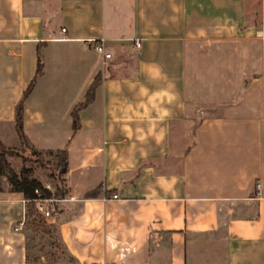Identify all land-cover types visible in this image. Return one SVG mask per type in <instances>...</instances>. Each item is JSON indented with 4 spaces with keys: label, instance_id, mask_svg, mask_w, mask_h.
Wrapping results in <instances>:
<instances>
[{
    "label": "crops",
    "instance_id": "1",
    "mask_svg": "<svg viewBox=\"0 0 264 264\" xmlns=\"http://www.w3.org/2000/svg\"><path fill=\"white\" fill-rule=\"evenodd\" d=\"M38 53L25 150L68 155L50 264H264V0H0L10 150ZM25 201L0 180V264H30Z\"/></svg>",
    "mask_w": 264,
    "mask_h": 264
},
{
    "label": "trees",
    "instance_id": "2",
    "mask_svg": "<svg viewBox=\"0 0 264 264\" xmlns=\"http://www.w3.org/2000/svg\"><path fill=\"white\" fill-rule=\"evenodd\" d=\"M42 70H43V61L38 53L35 77L28 85L27 89L25 90L22 96L21 101L18 103L15 109V125L21 142V149L28 148L22 131L23 104L26 98L28 97V95L30 94V92L32 91L36 78L42 74ZM96 85H97V81H94V83L92 84V86L90 87L87 93L85 102L83 104L76 106L71 113L74 131L78 130L79 128L77 113L81 108L87 106L92 102L93 93ZM29 150L32 152L33 155L36 156L45 155L47 157L52 158L54 163L53 164L54 169L56 171V175L54 174L53 175L55 176V179L59 181V186L55 188V192L45 190L43 188L44 185L42 184V182H40L33 176V170L31 168L22 167L19 172L14 171V169L9 164L7 157L10 156L11 153H17L18 150L7 149L2 145L1 142H0V180L2 178H6L11 188V192L21 194L23 198L27 201L34 200L36 198L34 191L37 189L42 192V196L44 198H55V199L64 198V196L67 194L64 184V176L66 175L68 169L67 151L60 150V151L39 152L34 149H29ZM89 196H95V193H92ZM32 214H34V216H38L34 210L32 211L31 208L28 209L27 220L29 219V217L32 216ZM36 223L37 222L33 220L29 225L34 227L36 226Z\"/></svg>",
    "mask_w": 264,
    "mask_h": 264
},
{
    "label": "rangeland",
    "instance_id": "3",
    "mask_svg": "<svg viewBox=\"0 0 264 264\" xmlns=\"http://www.w3.org/2000/svg\"><path fill=\"white\" fill-rule=\"evenodd\" d=\"M15 135L13 134L12 137V135L4 132L2 135L3 142L9 146L19 148L21 142ZM7 160H10V165L16 172H19L21 167H27L33 170V176H37L39 179L44 177L50 179L49 185L52 187V192H55V188L59 186V181L54 176L56 171L52 158L45 155H33L29 149H21L20 146L18 152L11 153ZM30 208L35 211L33 205L29 206ZM33 220L37 222L36 226L30 227L29 224ZM28 226L30 264H44L43 258L46 260V264H50L64 257L63 248L58 241L56 230L47 223L45 218L32 214L28 219Z\"/></svg>",
    "mask_w": 264,
    "mask_h": 264
},
{
    "label": "built area",
    "instance_id": "4",
    "mask_svg": "<svg viewBox=\"0 0 264 264\" xmlns=\"http://www.w3.org/2000/svg\"><path fill=\"white\" fill-rule=\"evenodd\" d=\"M135 47L139 48L140 43L136 42ZM93 50L97 54L102 55L105 60H108L111 57L110 54L105 53L104 43L102 40L98 41L96 44L93 45ZM43 188L47 191L52 192V187L49 184L44 185ZM259 188H260V184H257L256 189L258 190ZM34 194L36 196L34 200H30V201L26 200L25 202L32 203L34 205L35 212L37 215H39L42 218L48 219L57 214V204L61 201V199L44 198L42 196V192L38 189L34 191ZM257 194L259 195V192ZM117 198H118L117 195H112L106 199L116 200ZM15 230L18 231L19 228H16Z\"/></svg>",
    "mask_w": 264,
    "mask_h": 264
}]
</instances>
